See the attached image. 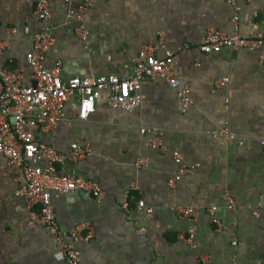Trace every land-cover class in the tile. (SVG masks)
<instances>
[{"label":"crops","instance_id":"obj_1","mask_svg":"<svg viewBox=\"0 0 264 264\" xmlns=\"http://www.w3.org/2000/svg\"><path fill=\"white\" fill-rule=\"evenodd\" d=\"M35 1L0 0V40L5 42L0 66L21 69L25 83L31 82L26 54L41 25ZM78 2L72 0V8ZM236 5L241 35L264 30V0H236ZM47 8L54 42L44 65L59 60L62 79L125 77L139 48L152 45L157 56L172 53L174 76L191 91L192 103L183 111L164 79H146L142 101L125 111L110 107L103 90L84 120L76 118L79 95L74 94L54 132L35 133L62 153L75 140L91 147L90 156L66 161L60 170L96 181L101 200L82 193L51 196L62 228L88 222L94 229L91 241L77 243L81 264H198L201 256L203 264H264V45L198 50L208 28L233 31V7L225 0H91L83 15L85 39L74 32L77 21L68 16L66 0H48ZM224 77L227 81L218 85ZM224 126L235 134L227 143L211 135ZM142 128L160 131L166 149L148 146ZM175 150L197 167L170 186ZM141 158L145 164L136 166ZM23 183L22 173L0 154V264H65L51 234L29 218L17 193ZM130 184L135 188L124 209L121 198ZM139 199L144 208L136 206ZM186 205L197 209L196 220L175 213ZM211 206L220 229L207 211ZM188 228L194 231L193 245L178 237Z\"/></svg>","mask_w":264,"mask_h":264},{"label":"built area","instance_id":"obj_2","mask_svg":"<svg viewBox=\"0 0 264 264\" xmlns=\"http://www.w3.org/2000/svg\"><path fill=\"white\" fill-rule=\"evenodd\" d=\"M72 0H66L70 7L68 16L77 21L75 34L85 39L87 31L83 24V15L88 11L91 0H79L72 8ZM235 13L232 17L233 31L223 33L210 27L206 31L204 41L198 45L200 52H217L222 47L233 50H259L264 45V30L258 29L249 36L239 33L237 27L238 6L236 0H225ZM48 0H36L34 13L41 23L33 34L32 49L26 54V62L30 67V83L24 82L23 72L19 68L0 66V154L7 164L22 173L24 183L17 189L23 197L29 218L43 226L52 236L58 254L65 264H81V253L77 243H87L94 236V229L88 222H80L69 228H62L56 218L51 203L52 194L61 195L74 190H81L99 201L104 193L100 185L91 179L75 173H63L60 167L66 162H75L91 155L88 143L75 140L70 144V151L62 153L52 145L37 139L36 132L52 134L57 124L64 119V105L74 94L79 95L76 118L84 120L94 111L95 100L103 90L108 91L107 104L113 108L131 111L143 99L140 91L142 81L161 78L171 86L176 93L181 109L185 111L192 103L191 91L188 83H181L171 68L172 53L165 51L160 57L155 54L152 45H142L132 59V71L125 77L114 74H99L95 76H72L62 79L61 62L55 61L51 67L44 65L46 54L54 42V37L46 25L49 17ZM5 42L0 40V52ZM264 60V54L260 55ZM227 78L217 81L224 84ZM146 134V144L150 147L165 150L161 142L160 131L155 128H142ZM213 138L221 143H227L235 138V134L224 126L211 131ZM264 148V138L260 139ZM177 165L175 172L169 177L168 184L174 185L183 175L194 171L197 164H186L178 151H172ZM145 159H138L136 166L144 165ZM135 186L130 184L121 198L124 209L130 207V198ZM229 206L233 200L226 195ZM136 206L144 208L141 199ZM151 211L150 208H146ZM212 216V222L217 229L221 228L220 220L215 216L216 207L207 208ZM175 213L181 219L196 220L198 211L191 205L175 208ZM178 237L186 244L193 245L194 231L188 228L180 232ZM198 264H203L201 256Z\"/></svg>","mask_w":264,"mask_h":264},{"label":"water","instance_id":"obj_3","mask_svg":"<svg viewBox=\"0 0 264 264\" xmlns=\"http://www.w3.org/2000/svg\"><path fill=\"white\" fill-rule=\"evenodd\" d=\"M69 194H75V193H82V194H86L85 192L81 191V190H74V191H70L68 192ZM88 195V194H86Z\"/></svg>","mask_w":264,"mask_h":264}]
</instances>
